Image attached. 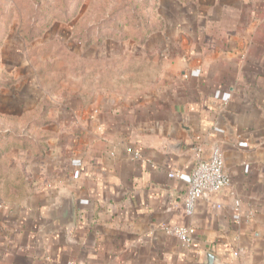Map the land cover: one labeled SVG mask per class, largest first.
Here are the masks:
<instances>
[{"label": "crops", "instance_id": "obj_1", "mask_svg": "<svg viewBox=\"0 0 264 264\" xmlns=\"http://www.w3.org/2000/svg\"><path fill=\"white\" fill-rule=\"evenodd\" d=\"M208 6L164 16L143 49L114 47L112 84L53 102L50 183L0 212V264H264V0ZM214 146L230 185L187 216ZM164 224L192 226V242Z\"/></svg>", "mask_w": 264, "mask_h": 264}, {"label": "rangeland", "instance_id": "obj_2", "mask_svg": "<svg viewBox=\"0 0 264 264\" xmlns=\"http://www.w3.org/2000/svg\"><path fill=\"white\" fill-rule=\"evenodd\" d=\"M209 1L0 0V212L29 203L50 183L45 144L53 102L112 84L114 47L143 49L164 16L176 23L182 11L210 12ZM129 55L122 60L136 64Z\"/></svg>", "mask_w": 264, "mask_h": 264}, {"label": "built area", "instance_id": "obj_3", "mask_svg": "<svg viewBox=\"0 0 264 264\" xmlns=\"http://www.w3.org/2000/svg\"><path fill=\"white\" fill-rule=\"evenodd\" d=\"M134 155L138 157L139 153L135 152ZM175 174L170 173L169 175L173 176ZM230 181V176L224 168L222 151L218 146H214L207 158H199L190 174L183 200L185 214L191 216L198 201L207 200L211 194L229 187ZM230 198L233 210L238 212L240 200L233 191L230 192ZM161 227L167 234L176 237L184 243L188 244L193 240L194 228L190 225L164 224Z\"/></svg>", "mask_w": 264, "mask_h": 264}, {"label": "water", "instance_id": "obj_4", "mask_svg": "<svg viewBox=\"0 0 264 264\" xmlns=\"http://www.w3.org/2000/svg\"><path fill=\"white\" fill-rule=\"evenodd\" d=\"M205 258V264H215L217 261V258L209 252L205 253Z\"/></svg>", "mask_w": 264, "mask_h": 264}, {"label": "trees", "instance_id": "obj_5", "mask_svg": "<svg viewBox=\"0 0 264 264\" xmlns=\"http://www.w3.org/2000/svg\"><path fill=\"white\" fill-rule=\"evenodd\" d=\"M152 25H148V30H152L153 27H151Z\"/></svg>", "mask_w": 264, "mask_h": 264}]
</instances>
